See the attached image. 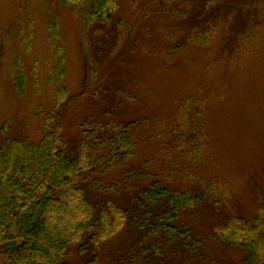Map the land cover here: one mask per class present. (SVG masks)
<instances>
[{"label": "trees", "instance_id": "1", "mask_svg": "<svg viewBox=\"0 0 264 264\" xmlns=\"http://www.w3.org/2000/svg\"><path fill=\"white\" fill-rule=\"evenodd\" d=\"M48 1L70 9L79 24L83 77L71 92L57 13L46 12L45 59L38 49L29 74L19 55L8 66L14 96L20 101L30 96L33 105L14 126L5 111L0 124V264H70L73 249L81 264H99L105 241H121L118 258L106 264H264V194L259 188L251 220L230 215L213 227V242L238 249V261L207 259L194 229L180 218L198 214L204 205L217 209L231 197L227 184L199 176L210 146L203 124L188 111L177 108L174 122L168 118V124H155L158 131L149 136L162 146L170 142L163 132L170 128L174 157L163 150L143 158L136 132L147 119L120 117L119 103L74 116L67 128L68 112L89 100L94 104L103 80L102 66L90 53L91 33L94 39L120 37L122 3ZM32 27L27 21L18 32V47L25 54L31 49ZM212 27H194L185 43L205 44ZM185 43L171 50L183 51ZM119 54L108 63L122 65ZM127 98L135 101L132 93ZM67 132L74 133V146ZM180 163L187 165L183 176Z\"/></svg>", "mask_w": 264, "mask_h": 264}, {"label": "rangeland", "instance_id": "2", "mask_svg": "<svg viewBox=\"0 0 264 264\" xmlns=\"http://www.w3.org/2000/svg\"><path fill=\"white\" fill-rule=\"evenodd\" d=\"M120 1L124 23L120 37L94 39L93 32L90 37V53L104 73L96 87L98 98L94 104L89 100L70 110L66 126L74 116L119 103L120 117L147 119L136 132L143 158L163 150L174 157L170 128L163 131L170 144L158 145L149 136L158 131L152 128L155 124L159 128V124H168V118L173 120L177 108L188 111L190 118L203 124L210 146L200 162L199 176L227 184L231 197L217 209L204 205L198 214L183 213L180 218L194 229L207 259L238 261V249L216 245L211 235L213 227L230 215L251 220L258 204L255 188L264 194V0ZM46 12L49 16L57 13L65 44L66 84L71 92L79 89L83 67L79 24L73 12L48 0H0V124L5 111L14 126L16 118L22 121L33 105L30 96L23 101L14 96L8 66L19 55L29 74L38 49L45 59ZM27 21L32 23L33 39L25 54L18 47V32L26 29ZM210 26L205 44L185 43L194 27ZM181 43L185 50H171ZM117 51L125 62L108 63ZM130 93L135 96L133 103L127 98ZM67 134L74 146V133ZM186 166L179 164L182 176ZM120 243L103 242L99 264L117 259ZM69 262L81 264L82 257L73 249Z\"/></svg>", "mask_w": 264, "mask_h": 264}]
</instances>
